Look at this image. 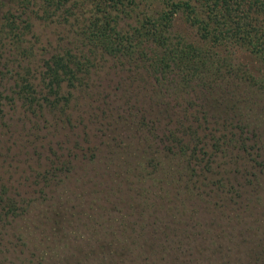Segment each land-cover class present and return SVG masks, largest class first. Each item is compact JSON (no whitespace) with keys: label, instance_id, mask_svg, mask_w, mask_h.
<instances>
[{"label":"trees","instance_id":"16d2710c","mask_svg":"<svg viewBox=\"0 0 264 264\" xmlns=\"http://www.w3.org/2000/svg\"><path fill=\"white\" fill-rule=\"evenodd\" d=\"M0 6L4 8L0 16V133L14 124L5 118L6 102H20L26 116L68 119L73 97L68 88L87 83L91 69L100 68L99 61L109 58L126 72L130 83L141 85V96L147 98L141 109L126 98L130 116L119 112L116 116L121 117L114 122L130 123L135 117L136 132L160 144L159 156L143 167L141 176L147 187L140 197L157 187L155 198L161 206L154 205L179 212L177 205L195 196L203 201L222 193L233 196L231 191L238 196L233 183L241 168L245 183L259 179L253 168H264V109L257 102L264 99V78L255 77L253 69L236 55L251 57L264 69V0H1ZM177 15L195 29L196 37L173 31ZM33 16L63 23L72 38V46L59 45L41 59L39 77L29 66L36 53L34 44L25 45L24 39L28 33L33 35ZM8 46L10 57L5 51ZM15 62L18 69L12 66ZM32 78H38L37 82ZM6 79L13 83L7 85ZM105 108L112 118L114 108ZM78 150L68 154L59 167L49 161L41 174L43 186L56 187L64 172L84 160L78 156L85 153L83 148ZM95 152L86 160L94 159ZM9 190L0 183V241L10 237L2 248L25 249L28 254L20 259L21 264H45V252L39 256L24 235L30 232L25 220L34 200L23 201ZM81 211L85 213L78 215L80 226L87 230L94 226V234L102 231L103 223L112 222L94 210ZM188 211L193 218L195 209ZM144 222L142 217L129 224L142 226ZM175 229L171 234L168 229L129 232L124 244L116 245L119 233L125 232H109L110 241L95 247V260L109 257V263L99 264H142V256H147L154 263L192 264L190 259H181L186 255L182 241L177 247L169 242L175 234L179 240L192 237ZM85 251L76 253V262L88 261L91 253Z\"/></svg>","mask_w":264,"mask_h":264},{"label":"rangeland","instance_id":"374dc122","mask_svg":"<svg viewBox=\"0 0 264 264\" xmlns=\"http://www.w3.org/2000/svg\"><path fill=\"white\" fill-rule=\"evenodd\" d=\"M10 1L5 0L7 3ZM3 9L0 6V16ZM32 23L33 35L28 33L24 39L27 41L25 45L34 44L36 53L30 58L29 66L35 77H39L41 59L48 57L59 45L72 46V38L63 23L35 16ZM172 29L183 32L190 39L196 37L195 29L181 15L176 16ZM5 51L10 57L9 46ZM240 56L237 53L236 57L253 69L255 77L264 78V69L261 70L257 61L246 55ZM94 61L97 62L96 59ZM112 63L109 58L99 61L101 67L91 69L87 83L68 88L73 93L67 110L70 114L68 119L53 120L49 115L39 118L26 116L28 113L20 102H6L3 108L7 121L13 120L14 124L8 132L0 133V183L8 185L9 192L22 197L23 201L34 200L25 220L26 228H30V232L24 234L25 239L32 240L29 247L35 249L39 256L42 250L45 252V264L109 263V257L95 260V247L109 242L112 231L125 232L123 236L119 233V243L114 242L116 245L124 244L123 237L129 232L156 230L158 233L168 229L171 234L177 228L178 233L181 231L192 238L182 240L181 236L179 240L175 234L169 242L177 247L182 241L186 255L182 254L181 259H190L192 264H264V168L263 171L253 168L259 175L255 183H245L246 173L241 168L233 183L238 196H234L233 191V196L222 193L220 196H206L204 201L195 196L185 199V204L177 205L179 212L154 205L156 202L161 206L155 198L157 187L145 197L139 196H143L142 189L147 187L142 181L143 167L150 158L159 156L160 144L136 132L135 117L130 123L114 122L121 117L116 116L119 112L130 116L126 98L138 109L145 107L143 100L147 98L141 96V85L130 83L126 72ZM12 66L18 69L16 62ZM37 79L32 78L33 82ZM5 82L11 85L13 80L6 79ZM257 102L260 110L264 109V99ZM152 104L155 107L154 101ZM108 105L114 108L112 118L105 108ZM261 118H264L263 114ZM167 120L164 118L163 121ZM263 123L264 120L262 128ZM81 147L85 153L78 156L84 160L76 161L73 170L64 172L56 187L43 186L41 174L51 163L49 161H55L59 167L68 154L78 153ZM91 151H96V157L86 160ZM164 160L165 165H169ZM163 178L167 179L166 176ZM39 188L43 190L41 193ZM190 208L195 209L191 214L193 218L189 217ZM81 210H94L112 222L103 223L99 227L102 231L94 234V226L88 230L86 226H80L78 215L85 213ZM215 216L217 219L210 218ZM142 217L145 218L142 226L129 224ZM7 238L10 237L0 241V264H21L20 259L28 252L25 249L19 251L21 248H17V252L3 249L2 242ZM82 248L91 255L87 262H76V253ZM141 259L142 264H163L161 261L154 263L153 258L147 256Z\"/></svg>","mask_w":264,"mask_h":264}]
</instances>
